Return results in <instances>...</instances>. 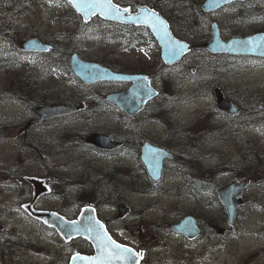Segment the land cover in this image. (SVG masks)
Masks as SVG:
<instances>
[{"label":"rangeland","instance_id":"374dc122","mask_svg":"<svg viewBox=\"0 0 264 264\" xmlns=\"http://www.w3.org/2000/svg\"><path fill=\"white\" fill-rule=\"evenodd\" d=\"M115 1L136 12L153 3L175 36L194 47L193 52L174 67H167L145 27L131 34L100 18L86 24L64 0H0V264H68L76 253L93 252L82 240L71 242V249L65 247L58 234L46 232L40 221L29 217L23 208L31 200L30 192L21 198L25 190L20 183L27 182L25 172L42 174L48 193L50 187L56 190L59 177L65 176L61 192L65 200L50 201L48 207L75 218L84 207H95L96 201L102 204L109 196L100 209L107 218L117 214L113 208L119 212L115 218H120L125 208L132 215L139 213L142 203L156 209L150 215L153 224L143 232L136 228V219L127 225L122 222V228L127 226L122 230L115 225V218L110 220L115 240L130 245L132 239L150 249L152 245L164 248L152 251L149 261L153 264H159L165 254L169 256L167 264H264V63L255 57L213 55L203 48L213 36L215 22L223 40L264 31V0L235 2L210 14L201 10L206 0ZM240 3H244V14L236 18ZM32 36L52 44L54 52L21 53L22 42ZM75 53L122 73H150L160 96L157 103L149 105L147 114L165 115L172 128L198 137L197 142L195 136L181 138L180 145L185 148L178 151L180 169L172 170L165 183L153 187L141 184L131 175L133 163L127 154L99 160L86 147L83 140L93 134L109 135L110 131L130 137L138 129L119 109L104 107L101 100L114 91L102 92L72 72L70 62ZM66 61L70 70L61 65ZM121 85L122 89L130 86ZM221 100L240 108L241 118L220 114ZM65 103L81 106L83 112L69 119L55 117L62 119L57 127L53 124L54 129L43 127L44 143L54 144L45 146V165L31 162L24 149L40 136L24 123L29 111ZM81 134L86 137L82 139ZM49 161L59 167H51ZM101 166L104 170L99 174L108 175L107 181L87 179ZM252 171L257 173L252 175ZM47 179L52 182L47 184ZM234 180L251 183L236 226L230 228V234L221 235L227 216L216 196ZM144 189L150 190L148 196ZM192 211L203 218L204 233L211 229L212 239L216 238L213 243L204 241L193 252L186 251L182 238L168 230ZM11 237L18 238L13 239L18 244L10 246Z\"/></svg>","mask_w":264,"mask_h":264},{"label":"water","instance_id":"95a60500","mask_svg":"<svg viewBox=\"0 0 264 264\" xmlns=\"http://www.w3.org/2000/svg\"><path fill=\"white\" fill-rule=\"evenodd\" d=\"M238 1L246 2L248 0H206L202 5V10L205 13H211L218 11L230 3ZM112 3L117 5L121 10L128 9V11H122L120 16H115L112 14H102L99 10H96L94 14L86 17L81 11L77 10L76 7H73L76 12L81 15L85 23H89L95 17H100L102 20L108 22L148 28L161 50V59L167 66L177 64L184 58V56L191 53L193 49L191 44L177 38L174 35L168 21L155 11L143 6L139 7L137 12H131L129 8H124L116 4L113 0ZM142 9L155 12L159 19L164 21L167 35H165L164 27L158 22L156 27L153 28L151 23L136 19L137 16L143 15L141 12ZM212 34V38L204 44V48L211 54H229L235 56H255L264 58V32L255 33L251 36L243 38L235 37L229 40H223L219 24L215 22L212 25ZM250 41L251 43H249ZM179 45H187V47L182 51H179ZM22 46L26 51L31 52H48L50 50V45L43 43L39 38L29 39L23 42ZM174 48L177 49V54L175 55L173 54ZM70 65L73 72L89 85L99 82L132 83L128 90L124 92L111 93L107 96V100L109 102L115 104L121 111L125 112L129 116H136L141 113L145 109L147 103L154 100L159 95V92L152 86L148 74L133 75L115 72L100 63L86 61L77 53L73 54ZM219 107L222 111L228 113L229 115H237L239 113V109L227 100H221ZM76 111V108L55 105L41 107L36 109L35 113L39 117L38 120H42L62 117L75 113ZM92 140L94 145L102 150L113 151L121 147V143L114 141L108 135L93 134ZM170 156V153H167L164 149L156 147L151 143H146L143 147V161L148 167L149 173L155 180H158L161 176L163 159ZM249 183V180H242L240 182L233 181L219 190L220 203L225 208L227 222L231 227H233L236 223L238 210L242 206L243 191ZM33 184L36 185V182L33 181ZM33 204L24 205V208L34 219L43 221L44 223L47 221L45 224L54 228L67 242L75 238L88 240L94 248L95 253L92 256H96L98 252L95 233L85 231L84 229L91 226L99 230L101 233L106 232L107 235L111 237L105 224L97 219L96 211L91 207L84 208L78 220L68 221L55 212L37 211L33 209ZM77 229H80V231H77ZM172 229L174 232L190 236H195L199 233L196 220L192 216L186 217L179 224L173 226ZM221 232L222 231H219V233ZM80 255L87 256L82 254ZM142 258L139 259V262ZM70 264H73L72 259ZM75 264H84V262L77 260ZM116 264H122V262H116Z\"/></svg>","mask_w":264,"mask_h":264},{"label":"flooded vegetation","instance_id":"af4514ba","mask_svg":"<svg viewBox=\"0 0 264 264\" xmlns=\"http://www.w3.org/2000/svg\"><path fill=\"white\" fill-rule=\"evenodd\" d=\"M170 8H172L171 6H169ZM33 37V36H32ZM31 37V38H32ZM36 37V36H34ZM50 44V43H49ZM51 45V50L49 53L54 52L53 50V45ZM22 53H25L29 56H35L38 54H42V53H26L25 51L22 50ZM261 62H264V59H259ZM43 64V63H42ZM53 74L58 75V73H56L57 71L53 70ZM134 74H149V79L151 80L152 85L154 86L153 83V78L151 76L150 73H134ZM130 85V84H129ZM107 87H101V84H97L95 85V88L102 91L103 90H107V89H111L114 92H122L125 91L126 89H122L121 84H108L106 85ZM155 87V86H154ZM103 89V90H101ZM160 93V92H159ZM102 103H104V107L107 106L108 101L104 98L101 100ZM158 100H155L154 102H152V104L157 103ZM24 103V102H22ZM59 103V101H58ZM53 105V104H52ZM63 105H67L66 103ZM150 103L147 104V106L145 107L144 111L141 112L140 114H138L137 116H128L125 115V117L129 120H132L135 123L136 128L138 129L137 131H134L132 133V135L130 137L127 136H122L119 135L117 136L115 133L110 132L109 131V135L113 138L114 141H117L119 143H121V147L118 149H115L113 151H108V150H102L97 148L94 145V142L90 137H86L84 136V134H81V138H85L86 137V141L83 140V142L86 144V147H88L89 149L93 150L95 154H97L99 160H101V158H104L105 160H113L116 157H124V155L127 154V158H131V161L133 163V168H132V177L134 178L135 181L147 185L149 187H153V186H158V185H162L163 183L166 182L167 180V176L168 174L175 169H180L179 166V161H178V151L181 150L180 152H183V149L185 148L184 146H181V138L185 137V136H189L190 139H192L195 136V140L197 142L198 137L196 135H192V134H188L186 132V130L184 129H175L172 128L167 120V116L162 115V114H157L154 113L153 114H147L148 112V107H149ZM44 106V104L42 105ZM69 106H73V107H77L78 111L75 115H78L80 113L83 112L82 107L81 106H76V105H69ZM104 109V108H102ZM240 109V108H239ZM35 108L30 110L28 115H27V119L24 120V123H27V126L32 127L34 129V133L37 134V136H40V140H37L36 143H29V145L26 147V149H23L29 153V158L31 159V162H36L37 164H39L40 166H43L46 164L45 161V156H43L44 153H46V149L45 146L47 144H54L53 141L52 142H48L46 141L44 143V138H41L43 135V131L42 128H51L54 129V125L55 127H57L59 121L62 118H53V119H48V120H38L39 117L36 115L35 113ZM240 112L241 109H240ZM75 115H71V116H67V119L69 118H73ZM66 118V117H63ZM233 119H240V115L238 117H231ZM52 123V124H49ZM51 125V127H50ZM103 132V131H101ZM103 133H107V132H103ZM152 143L153 145L160 147L162 149H164L167 153H170V157H166L163 159L162 161V172H161V176L158 180H155L152 175L149 173L148 168L146 167V164L143 161L142 155H143V147L146 143ZM192 142V141H190ZM23 145V144H22ZM92 153V154H94ZM60 154V153H59ZM56 153H52L53 155H59ZM94 154V155H95ZM57 158V156H56ZM51 163V167H59L58 163H56L55 165H53V163L51 161H49ZM104 170L103 166H101L99 168L98 171L92 172L91 174L88 175L87 179H94V178H99L100 180H105L107 181L109 176L108 175H101L99 173H102ZM189 172V170H187V173ZM180 173V172H178ZM91 175V176H90ZM25 176L24 180H26L27 182H23L20 183V185L24 188L25 193L21 198H26L27 196H29V192L31 194V200L32 201L34 199L35 196V189L34 187L31 185L33 184V178L36 179V192H39V186H41V180L43 179V175L42 174H36L35 172H25ZM47 184H49L50 182H52L51 179H47ZM66 177L65 176H60L59 177V184L56 188V190H54V188L49 189V194L48 190L45 189L44 194L40 195L37 199L38 204H36V208L39 210H48V211H55L60 213L61 215H63L66 218L72 219L75 218L76 215H72V216H68L67 214L63 213L59 208H53V207H48L51 202L50 201H59V198L61 197V199L65 200L66 196L62 195L61 196V192L63 190V184L65 183ZM20 181V180H19ZM157 183H155V182ZM251 183V182H250ZM111 185H113L110 182ZM46 185V184H45ZM14 185L11 184L10 187H13ZM48 186V185H46ZM71 189V188H69ZM188 191H190V189H187ZM149 191H147L146 189H144L143 194H146L147 196L149 195ZM247 191H245L244 196H243V200L244 197L246 196ZM181 198L183 199V195L181 196ZM101 199V198H99ZM110 199V196L103 201L102 204L98 203V201H96L95 203V209L97 212L98 217L101 219V221H103L107 227V229L112 232L113 227L110 223L111 219H114L117 214H119V212H117L115 210V208H113V211L116 212L117 214L112 217V218H107L105 217L102 212H100V209L102 207V205L104 203H107ZM28 201V202H30ZM144 206V207H143ZM154 208H149L148 205L142 203L140 206V212L136 213V214H131L128 208H125V211L122 213L123 215L120 216V218H115L116 220H113L115 225H117V228L122 230L123 228L127 227H123L121 226L122 222H125V225H127L128 221H130L131 219H136L137 222V227L141 232H143L145 229H147L148 225H152V220H151V214L153 211H155ZM145 210V211H144ZM153 210V211H152ZM149 212V214H148ZM121 213V211H120ZM187 215H192L195 220L197 221L200 229H201V233L200 235L195 236V238L192 237H187L184 235H178L177 233H174V231L171 229L172 226L177 225L178 223H180V221ZM44 229L46 230V232L49 233H54L53 230L49 227H47L44 223H42ZM129 228V227H128ZM136 228H132L136 231ZM154 228H157L154 226ZM168 230H172V235L175 237H180L182 238V241L185 244V250L186 251H192L193 249H195L197 246H199L200 244H202L205 241H212V237L214 235V233L210 234V230L209 229V233L205 234L204 233V221L203 218L195 211L190 212L189 214H184L182 216V218L177 221V223L171 225L170 227H168ZM223 234H230L231 230L230 229H223ZM156 232V231H155ZM159 233V232H158ZM55 234V233H54ZM193 244V245H190ZM71 247V243L66 244L65 243V247ZM132 249H134L137 252H142L144 253V257L143 259L140 261V264H153V262L151 263L149 261L150 256L152 251L155 252H161L162 250H164L163 247H156L154 245H152V248L150 249V247L148 248L146 246V243H138L136 241H133L131 239V243L129 245ZM71 249V248H70ZM74 249V248H73ZM91 252V251H90ZM66 257V256H64ZM68 258V257H67ZM169 259V256L165 254V256H163L162 258H160V263L159 264H167ZM182 259V258H181ZM196 263V262H194Z\"/></svg>","mask_w":264,"mask_h":264},{"label":"snow or ice","instance_id":"6c2138e0","mask_svg":"<svg viewBox=\"0 0 264 264\" xmlns=\"http://www.w3.org/2000/svg\"><path fill=\"white\" fill-rule=\"evenodd\" d=\"M67 2L76 7L77 10L81 11L86 17L94 14L96 10H99L102 14H112L115 16H120L122 11H128V9L121 10L117 5L112 3V0H67ZM141 12L143 15L137 16L136 19L151 23L153 28L156 27L158 22L164 27L165 35H167L164 21L160 20L155 12H151L147 9H142ZM249 43H251V41ZM186 47L187 45H179L178 50L182 51ZM173 54H177L176 48L173 49ZM45 223H47V221H45ZM84 230L95 233L98 252L96 256L91 257L81 256L79 253H76L72 257L73 264H75L77 260L84 262V264H116V262H122V264H139V259L143 257L142 252H136L132 248L116 243L106 232L101 233L91 226L86 227ZM77 231H80V229H77Z\"/></svg>","mask_w":264,"mask_h":264},{"label":"trees","instance_id":"16d2710c","mask_svg":"<svg viewBox=\"0 0 264 264\" xmlns=\"http://www.w3.org/2000/svg\"><path fill=\"white\" fill-rule=\"evenodd\" d=\"M64 1H66V0H64ZM115 1V0H114ZM116 2V1H115ZM117 3V2H116ZM119 4V3H118ZM153 3H149V5H152ZM119 5H121V4H119ZM240 5V7H239V10H238V16L236 17V18H239V17H242L243 16V14H244V3H240L239 4ZM121 6H124V5H121ZM80 17V16H79ZM81 18V17H80ZM113 24V23H112ZM117 25H119L120 27H124V28H126L128 31H130L131 32V34H137L138 33V28L137 27H135V26H129V25H122V24H117ZM208 31H209V29H208ZM9 59L11 60V57H9ZM61 65L62 66H66L68 69H69V61H66V63H64V64H62L61 63ZM70 70V69H69ZM120 71V69H117L116 68V71ZM70 74L71 75H73L72 74V72L70 71ZM109 108L111 109V110H113V109H116L115 108V106H113V105H109ZM263 163H264V161H263ZM263 169H264V167H263ZM252 173V175H255L257 172L256 171H252L251 172ZM11 234L13 233V232H10ZM9 236V235H8ZM7 236V237H8ZM16 236V235H15ZM16 237H11L10 239H9V241H8V243H9V245L11 246L13 243L12 242H14V243H16V244H18V241H13V239H15ZM21 239H23V240H25L23 237H20ZM16 239H18V238H16ZM26 241V240H25ZM3 246H5V245H3ZM6 251H8L7 249H6Z\"/></svg>","mask_w":264,"mask_h":264},{"label":"bare ground","instance_id":"6f19581e","mask_svg":"<svg viewBox=\"0 0 264 264\" xmlns=\"http://www.w3.org/2000/svg\"><path fill=\"white\" fill-rule=\"evenodd\" d=\"M181 168H182V167H181ZM90 176H91V175H90ZM153 193H154V192H153ZM162 196H163V195H162ZM143 207H144V206H143ZM159 207H160V206H159ZM153 210H154V209H153ZM153 210H152V211H153ZM155 210H156V209H155ZM158 210H159V209H158ZM144 211H145V210H144ZM148 214H149V212H148Z\"/></svg>","mask_w":264,"mask_h":264}]
</instances>
